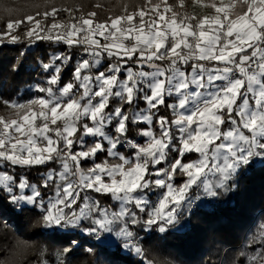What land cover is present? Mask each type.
Masks as SVG:
<instances>
[{"label": "snow or ice", "instance_id": "snow-or-ice-1", "mask_svg": "<svg viewBox=\"0 0 264 264\" xmlns=\"http://www.w3.org/2000/svg\"><path fill=\"white\" fill-rule=\"evenodd\" d=\"M191 4L189 12L186 0H141L99 21L95 11L76 16L45 0L43 12L6 21L0 41L17 42L13 33L24 24L26 37L81 47L87 58L74 67V82L57 91L61 68L46 63L53 74L37 90L44 95L3 102L11 111L0 116V169L59 168L43 174L41 185L0 171V200L21 210L38 205L47 229L114 233L124 249L140 254L136 225L179 230L193 188L218 199L238 187L253 163H264V0ZM60 12L68 13L67 22L57 19ZM140 124L147 126L137 132L143 143L130 136ZM191 153L198 158L183 162ZM162 162L168 166L157 167ZM50 187L45 204L40 188ZM86 191L110 196L117 207L82 198ZM254 243L259 247L247 264H264V233Z\"/></svg>", "mask_w": 264, "mask_h": 264}, {"label": "trees", "instance_id": "trees-1", "mask_svg": "<svg viewBox=\"0 0 264 264\" xmlns=\"http://www.w3.org/2000/svg\"><path fill=\"white\" fill-rule=\"evenodd\" d=\"M55 5L70 8L76 16L97 12L96 19L103 21L109 16L122 13V5L129 10L141 0H53ZM176 3V0H169ZM0 4L13 9L8 15L0 8V29H5L7 20H25L27 15H35L45 10L42 0H0ZM99 4L101 7L97 8ZM187 10L193 11L191 0H186ZM35 5H40L37 9ZM50 10V9H48ZM39 18V17H37ZM60 21L67 22V12H60ZM43 22V21H42ZM49 23L51 19L49 18ZM58 55L71 56L62 64L56 61ZM84 55L83 48L69 47L63 42L45 39H30L25 35L15 43L0 44V111L7 106L4 101H22L33 95L39 87H48L47 81L52 70L46 71L44 64L58 65L61 68L60 81L52 86L54 91L73 81V69ZM99 70L109 63L103 59ZM140 107H145L143 103ZM160 114L171 118L165 107ZM140 124L130 132L141 143L137 135ZM155 129V125H154ZM158 132V129H155ZM91 143V139H88ZM75 150V149H74ZM176 156L171 153L169 159ZM198 158V154H186L183 162ZM104 159L98 154L97 162ZM167 163V162H166ZM83 167L91 166V161L83 162ZM164 163L159 165L163 167ZM58 165H43L32 168L0 169L19 177H26L30 184L41 185L43 174ZM250 168V167H249ZM177 183L180 178L177 177ZM44 203L54 194V188H40ZM197 189L191 193L197 194ZM86 195L99 200L102 207H117L110 196L87 191ZM83 198V197H82ZM211 207L199 206L188 214H182L185 226L179 230L169 229L160 232L156 227L136 225L134 240L141 248V256L125 252L123 247L105 243L104 238L89 235L82 229L54 231L43 226L41 209L38 206H13L7 200H0V264H224L237 260L245 263L242 251L246 241L255 230V225L264 222V163L252 167L239 177L238 187L224 196L215 198ZM78 211L79 209L76 208ZM87 223V222H85ZM187 225V226H186ZM101 239V240H99Z\"/></svg>", "mask_w": 264, "mask_h": 264}, {"label": "rangeland", "instance_id": "rangeland-1", "mask_svg": "<svg viewBox=\"0 0 264 264\" xmlns=\"http://www.w3.org/2000/svg\"><path fill=\"white\" fill-rule=\"evenodd\" d=\"M42 1H45V0H42ZM197 11H199V10L197 9ZM26 30L27 29H26L25 25L22 24L20 29L16 30L13 34L17 35V36H19L21 38L22 36H24V33H25ZM4 31H5L4 28L0 29V32H4ZM32 39H35V38H32ZM35 40H39V39H35ZM3 42L12 43L8 37L3 38L2 41H0V44L3 43ZM103 62L104 61L102 60L101 66H102ZM41 95H44V94L39 93L38 91L34 90L33 95L29 96L28 99H24V100L18 101V102L23 103V102H26V101H28L30 99L36 98V97L41 96ZM10 111L11 110L6 107L3 111H0V116H5V117L9 116L10 115ZM86 139H89V138H86ZM141 139H142V141H141ZM143 139L144 138H142V137L140 138L141 143H143ZM162 163H164L163 167H167L168 166V164L166 162H162ZM253 164H261V163L256 162V163H253ZM157 167H159V165ZM251 167H252V165H251ZM250 168H247L246 170L248 171ZM193 189H195V188H193ZM197 190L198 191H197L196 195H194L193 193H190V196L192 197V200H193V202L191 204V210H194V208L199 207V206L211 207L214 203H216L215 202L216 199L212 198V197L205 196L203 191H202V189H197ZM158 191H160V190H158ZM86 192H82L81 193V197L86 195ZM229 193H227V194H229ZM151 199H152L153 202H155L156 199H157V196L153 195V196H151ZM30 206H32V205H30ZM38 208H39V206H38ZM183 213L184 214H188L189 213L187 204L185 206V210H184ZM141 215H143V214H141ZM181 222H182V225H183L182 227H184L185 223L183 221H181ZM153 227H155V226H153ZM153 227L152 228H147V230L150 231L151 229H153ZM182 227H180L179 229H181ZM157 230H158V228H157ZM173 230H176V229H173ZM133 232L135 234V231H133ZM261 233H264V222H262V221L255 225V230L253 231L251 236L246 241L245 248L242 251V256H244V258H245V263L244 264H247V258L250 255L253 254L254 248H258L259 247V244L254 243V241L259 240ZM104 237H107L106 240L104 239L105 243H110V244H113V245L120 244L122 246L123 241L122 240H117V238H116L114 233L113 234H103L102 237H97V238H104ZM99 240H101V239H99ZM133 242L139 247L138 243L134 240V237H133ZM123 250L125 252H127V253L134 252L136 255H140L141 256V253L137 254L135 251H130V250H127V249H124V248H123ZM224 264H241V263L237 262V260H233V261H228V262L225 261Z\"/></svg>", "mask_w": 264, "mask_h": 264}]
</instances>
